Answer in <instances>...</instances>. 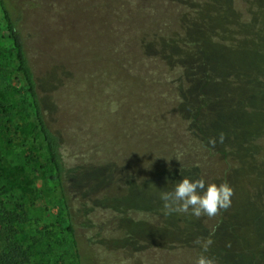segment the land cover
I'll return each mask as SVG.
<instances>
[{
	"label": "trees",
	"instance_id": "16d2710c",
	"mask_svg": "<svg viewBox=\"0 0 264 264\" xmlns=\"http://www.w3.org/2000/svg\"><path fill=\"white\" fill-rule=\"evenodd\" d=\"M263 7L264 0H0V25L9 46L0 49V71L11 59L18 84L6 86L0 74V156L31 175L36 186L25 209L11 200L0 173V264L48 263L52 243L34 248L19 242L14 225L51 213L45 196L50 190L58 202L50 225L71 240L66 264H90L80 253L78 217L90 222L93 235L103 237L112 224L135 219L131 214L137 210L126 205L131 196L144 214L154 218L153 211H163L159 195L156 202L149 196L167 189L160 186L152 193L134 186L128 152L121 166L116 157L98 158L103 145L94 124L102 125L104 115L95 112L101 103L107 110L118 105L112 119L121 113L133 125L124 127L125 137L139 130L147 148L160 150L166 164L151 168H165L168 187L188 175L227 182L234 189L231 207L215 217L173 213L165 218L179 222V229L167 225V231L153 222L163 231L148 241L156 254L158 248L173 255L178 250V264H196L202 249L195 241L211 239L206 255L215 264H264V120L249 145L237 140L239 131L228 125H246V109L254 110L261 95V74L252 66L260 50L249 34L248 51L233 47L244 36L235 33L228 12ZM85 12L92 21L85 20ZM232 53L247 59L230 62ZM134 102L140 114L131 109ZM246 102L248 107L239 109ZM21 104L31 114L16 131L38 140L39 147L6 146L1 118ZM210 138H217L214 146ZM82 170L86 181H78ZM160 171L156 178L163 177ZM131 250L120 256L130 259Z\"/></svg>",
	"mask_w": 264,
	"mask_h": 264
},
{
	"label": "rangeland",
	"instance_id": "374dc122",
	"mask_svg": "<svg viewBox=\"0 0 264 264\" xmlns=\"http://www.w3.org/2000/svg\"><path fill=\"white\" fill-rule=\"evenodd\" d=\"M237 5V4H236ZM238 6V5H237ZM241 6V10H242ZM238 11L237 9H235ZM230 10L229 13V21L232 23L233 29L235 28V33L241 34L240 36H244L241 42L234 43L233 47L238 50H241L243 53L248 51L247 49L250 44V40H246L249 34V37L252 39V45L258 46L259 57L252 63L254 67L259 71L261 74L259 76L260 80V98L256 97V101H254V105L252 109L249 110L248 102L244 103L239 107V109L247 108L245 117H243L247 124L241 127L239 122L233 121L228 123L230 131L238 130V138L237 140H242L243 143L249 145V143H253V133L256 130V126L259 125L260 122L264 120V7L263 9L260 8V12H236ZM84 13L85 20L92 21L91 15ZM95 13V12H91ZM102 21L105 19V15H102L100 12ZM172 17V16H171ZM73 20V19H72ZM173 23L175 17H173ZM254 25V29H253ZM85 30L86 27H84ZM250 33L252 35L250 36ZM8 41L4 35V31L2 26L0 25V49L7 48ZM256 52V49L254 50ZM233 54L234 58L230 59V62H237L242 61L239 58L238 54ZM247 59V58H246ZM245 59V60H246ZM244 60V61H245ZM242 61V63L244 62ZM228 67H231L228 64ZM2 75V79L6 86L14 85L18 86L17 81L15 80L14 75V64L12 63L11 59H7L2 62V70L0 71ZM132 99V98H131ZM143 99H145L143 97ZM134 100V99H133ZM132 100V101H133ZM142 102V100H141ZM135 103V102H134ZM136 107H133L134 113H139L142 109L137 103ZM108 108L105 107L101 103L100 107L95 110L101 111L102 117L101 121L102 125L99 121H96L94 124V130H99L97 137L100 139L103 145V150L101 153L97 154L98 158L103 157H112L117 158L120 161V166L124 165L127 160V164H129L130 170L129 173L133 175L135 178L134 186L138 188H142L144 191L152 192L151 190L157 191V189L163 187L164 189L171 190L174 184L171 183L168 187L167 180L169 177V173L165 171V168L162 166L159 169H152V164H163L161 159L162 154L158 149H152L150 147L147 148L148 142L145 143V137L139 130H134L132 135L124 136V127L133 125H128V120L121 119V113L117 115L115 120L112 119L113 116L116 115L117 112H113L112 110H107ZM257 111V112H255ZM236 115L242 119L241 114L238 109L234 110ZM255 112V113H253ZM30 111L26 105L20 106L18 110L13 111L10 115L2 116L1 123L6 127V130L3 134L5 139V143L7 147H12L18 149L20 147H39L40 143L38 140L34 138H30L28 136H24L19 134L16 131V127L24 124L30 118ZM140 114V113H139ZM228 116H233L231 111H227ZM128 117V116H127ZM243 120V119H242ZM115 122V123H114ZM127 122V124H126ZM232 135H236V133H230ZM96 139V138H95ZM97 140V139H96ZM126 140V142H125ZM107 146L112 147V152H110V156L107 152ZM128 152V157L124 158L122 155ZM155 156V157H154ZM130 161V162H129ZM161 161V162H160ZM118 163V162H117ZM166 164V162L164 163ZM163 164V165H164ZM126 165V164H125ZM87 167V164L85 165ZM160 167V166H158ZM160 170H163V177L156 178L158 174H160ZM0 173L4 176V178L8 181L9 187L12 191L11 200L16 204L22 205L25 209L32 203V193L35 190V179L23 171L22 168L17 167L11 164L8 160L2 158L0 156ZM97 173V172H95ZM79 175L81 176L78 181H86L84 171H79ZM175 175V174H174ZM170 175V176H174ZM152 176V182L149 180ZM176 176V175H175ZM146 178L148 181H146ZM103 181V180H102ZM172 181V180H171ZM156 182V183H154ZM101 185L103 184L100 182ZM154 183L153 185H150ZM136 184V185H135ZM144 184V185H142ZM107 185V184H106ZM104 185V186H106ZM83 186H79V189H82ZM108 189L112 190V187ZM153 193V192H152ZM158 193H153L150 197V201L158 199ZM49 199V209L50 212H46L43 217L40 218H30L24 223L18 225L15 224V228L17 231L16 239L19 242H24L30 244L32 247H39L44 248L46 244L52 243V250L45 255L46 258L49 259L47 264H66L67 262L65 258L68 257L70 251L71 240L70 237L63 234L56 228H53L51 224V215L55 213V205L58 203L57 199L55 198V194L50 190L46 195ZM26 199V203L23 199ZM148 198V195L146 196ZM138 198L135 196H131L129 198V202H126L127 206L130 204L133 205V209L137 211L131 215L135 217L132 219L133 221L126 220L122 222L120 226L122 227L120 230V226L116 223L112 224L110 220H108V224L111 223V231L104 235L103 237L100 236L96 237V234L93 235V232L90 231L88 225L90 222L82 217H78L75 221V229L78 238V242L80 245V253L84 258L86 263L90 264H137L139 260V264H178L177 257H181V253L178 250H175L176 254L172 253H164L158 248V254H156V249L154 245H151L148 241L150 240H157L154 237L163 236V231L159 228L155 227V224H162L164 231H167V225H174L172 226L173 229H179V225L177 221L171 222L166 220L167 215L164 214L162 210H155L154 213L158 214L154 218L152 215H147L139 211V204H137ZM131 202V203H130ZM152 202V203H155ZM144 203V202H143ZM122 203H120L121 205ZM160 216V217H159ZM164 216V217H163ZM166 217V218H165ZM155 219V220H154ZM135 221V222H134ZM155 222V224H153ZM152 223V224H151ZM166 225V226H165ZM155 231V232H153ZM123 248H127L123 250ZM132 248H135L132 252ZM127 250H131L130 259H126L120 256L122 251L127 252ZM152 253V256H151ZM126 254V253H125ZM155 254V256H154ZM123 255V254H122ZM61 259V262H60ZM64 259V261H63ZM92 260V261H91ZM126 260V261H125ZM177 260V262H176ZM68 263V262H67Z\"/></svg>",
	"mask_w": 264,
	"mask_h": 264
},
{
	"label": "clouds",
	"instance_id": "9594fccd",
	"mask_svg": "<svg viewBox=\"0 0 264 264\" xmlns=\"http://www.w3.org/2000/svg\"><path fill=\"white\" fill-rule=\"evenodd\" d=\"M117 108L118 105L113 104L111 110L116 111ZM218 140L223 143V133L219 135ZM209 143L214 146L217 138H210ZM233 196L234 189L227 182H206L202 178L188 175L174 183L171 190L159 192L165 215L189 214L197 219L202 216L215 217L221 210H227L231 207ZM195 243L202 249L196 264H215V261L206 255L213 241L198 238Z\"/></svg>",
	"mask_w": 264,
	"mask_h": 264
}]
</instances>
